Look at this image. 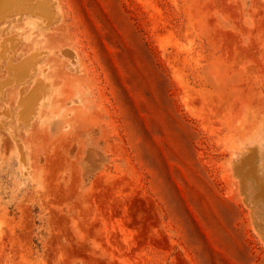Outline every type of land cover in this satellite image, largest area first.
Wrapping results in <instances>:
<instances>
[{
  "label": "rangeland",
  "instance_id": "obj_1",
  "mask_svg": "<svg viewBox=\"0 0 264 264\" xmlns=\"http://www.w3.org/2000/svg\"><path fill=\"white\" fill-rule=\"evenodd\" d=\"M0 8V264H264V0Z\"/></svg>",
  "mask_w": 264,
  "mask_h": 264
},
{
  "label": "bare ground",
  "instance_id": "obj_2",
  "mask_svg": "<svg viewBox=\"0 0 264 264\" xmlns=\"http://www.w3.org/2000/svg\"><path fill=\"white\" fill-rule=\"evenodd\" d=\"M41 9V8H40ZM4 8H0V15L3 13ZM43 10V9H42ZM41 14V13H40ZM24 112V111H22Z\"/></svg>",
  "mask_w": 264,
  "mask_h": 264
}]
</instances>
